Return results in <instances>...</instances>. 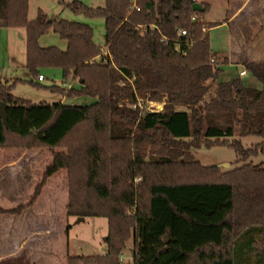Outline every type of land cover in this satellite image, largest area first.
<instances>
[{
	"label": "trees",
	"instance_id": "obj_1",
	"mask_svg": "<svg viewBox=\"0 0 264 264\" xmlns=\"http://www.w3.org/2000/svg\"><path fill=\"white\" fill-rule=\"evenodd\" d=\"M194 3L143 0L142 20L136 23L126 18L131 0H108L107 9L99 12L113 25L105 44L106 64L94 61L101 49L88 26L51 22L40 14L37 33L56 24L68 50L28 48V70L59 67L64 78L72 75L79 81L77 94L96 102L32 104L15 98L11 87L0 83V103L5 105L0 150L47 149L53 160L43 184L60 171L77 173L68 183L70 217L110 219L134 212L132 229L122 236L133 241L129 264H249L251 259L264 264V183L220 180V168L202 166L191 154L221 139L264 140V62L242 63L261 90L246 87L239 78L219 83L226 61L211 51L199 19L205 10L193 11ZM26 10L27 0H0V22L17 25L20 22L12 20L25 16ZM141 25L144 32L138 29ZM177 30L202 36L199 55L194 50L183 53L176 43ZM125 94L134 103L148 98L165 104L161 111H141L121 104ZM178 161L192 165L203 179L152 184L145 210L136 211L134 179ZM21 210L0 209V214ZM123 238L113 237L118 245L81 264H122L118 252Z\"/></svg>",
	"mask_w": 264,
	"mask_h": 264
},
{
	"label": "rangeland",
	"instance_id": "obj_2",
	"mask_svg": "<svg viewBox=\"0 0 264 264\" xmlns=\"http://www.w3.org/2000/svg\"><path fill=\"white\" fill-rule=\"evenodd\" d=\"M194 1L205 10L199 17L205 29L213 25L207 31L211 51L220 61H226L221 66L218 82L239 78L246 87L261 90L262 85L245 71L242 63L264 62V0ZM74 3H78L77 8ZM135 4L142 10L143 0H135ZM107 7L108 0H27L25 16L21 13L12 20L19 24L11 26L0 22V83L11 87L15 98L32 104L93 105L96 100L77 94L79 81L72 75L64 78L61 68L39 65L36 72L31 73L27 67V53L28 48L35 51L68 50V41L56 32V24L43 34L37 33L40 14L49 20L55 17L51 22L88 26L92 30L94 44L105 50L113 25L99 12ZM141 12L131 14L129 11L126 18L139 23ZM138 29L144 32L146 27L141 25ZM201 49L199 44L194 55H199ZM242 71L245 76H240ZM38 75L42 76V81L37 80ZM141 99L137 98L135 103L145 108L146 103ZM122 100L132 101L128 94L123 95ZM152 104L156 111H160L165 102ZM213 144L208 149L192 150L194 160L205 167L220 168V180L248 179L264 183L262 138L233 137ZM52 160V155L45 148L0 150V209L7 211L22 207L18 214H0V264H81L82 259L104 256L108 246L118 245L113 237L122 239L131 231L132 214L110 219L84 218L80 222L78 218L68 216V183L77 173L61 171L43 184L44 173ZM201 179V174L183 161L171 166H156L141 176L137 186L133 181L139 203L136 211L145 210L148 189L152 184ZM254 239L260 241L261 237L254 235ZM123 245L118 252L119 261L129 264L132 239L124 237ZM85 264H106V261ZM249 264H256L255 259H251Z\"/></svg>",
	"mask_w": 264,
	"mask_h": 264
},
{
	"label": "built area",
	"instance_id": "obj_3",
	"mask_svg": "<svg viewBox=\"0 0 264 264\" xmlns=\"http://www.w3.org/2000/svg\"><path fill=\"white\" fill-rule=\"evenodd\" d=\"M140 11H141V8L135 4V0L132 1V5L130 6V13H138ZM203 32L205 33V29H203ZM201 41H202V36H198L197 34L192 33L190 30H177L176 43L178 44L179 48L183 51L184 54H188L189 52L195 50L198 44L201 43ZM108 56H109L108 51L106 49L105 50L101 49V54L97 56L94 59V61L100 64H106ZM244 75H245L244 71L240 72V76H244ZM37 80L42 81L43 80L42 76L38 75ZM141 102L146 103L145 108H142L138 103H134L133 100L131 101V103H127L122 100L121 104L122 105H132L133 107H136L137 109L141 111H156L152 106L153 105L152 102L149 101L148 98L141 99ZM140 181H141V177H136L134 179L135 186H137V184ZM133 214L134 212L132 213V215Z\"/></svg>",
	"mask_w": 264,
	"mask_h": 264
},
{
	"label": "water",
	"instance_id": "obj_4",
	"mask_svg": "<svg viewBox=\"0 0 264 264\" xmlns=\"http://www.w3.org/2000/svg\"><path fill=\"white\" fill-rule=\"evenodd\" d=\"M192 10L193 11H201L202 7L196 3L193 4L192 6ZM55 17H52V19H50L49 21H52ZM4 109H5V105L0 103V116L4 119ZM84 218H78V222L83 221Z\"/></svg>",
	"mask_w": 264,
	"mask_h": 264
},
{
	"label": "crops",
	"instance_id": "obj_5",
	"mask_svg": "<svg viewBox=\"0 0 264 264\" xmlns=\"http://www.w3.org/2000/svg\"><path fill=\"white\" fill-rule=\"evenodd\" d=\"M205 29V28H204ZM208 31V29L206 28L205 29V32H207ZM245 76V75H244ZM61 172V171H60ZM57 174V173H56ZM0 244H1V241H0ZM1 246V245H0ZM2 259V256H1V254H0V260Z\"/></svg>",
	"mask_w": 264,
	"mask_h": 264
}]
</instances>
